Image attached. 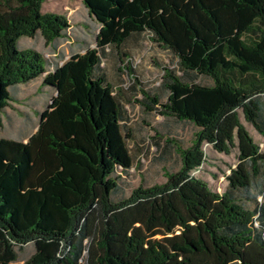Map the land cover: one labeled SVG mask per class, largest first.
Instances as JSON below:
<instances>
[{
	"label": "trees",
	"instance_id": "trees-1",
	"mask_svg": "<svg viewBox=\"0 0 264 264\" xmlns=\"http://www.w3.org/2000/svg\"><path fill=\"white\" fill-rule=\"evenodd\" d=\"M44 1L0 0V123L10 88L39 79L34 94L48 96L25 142L0 138V264H264V149L238 114L264 139V0H82L95 47L51 68L17 47L67 36ZM142 35L168 62L137 98L119 79ZM147 129L172 167L165 183L130 188ZM204 144L238 150L221 194L191 175Z\"/></svg>",
	"mask_w": 264,
	"mask_h": 264
},
{
	"label": "rangeland",
	"instance_id": "rangeland-1",
	"mask_svg": "<svg viewBox=\"0 0 264 264\" xmlns=\"http://www.w3.org/2000/svg\"><path fill=\"white\" fill-rule=\"evenodd\" d=\"M41 12L44 14L59 15L65 18L69 28L66 30V37L56 40L51 44H45L43 38L37 34L34 38L22 37L17 42L18 49L33 48L48 60V67L55 64L61 66L70 59L73 54H83L86 49L95 47L94 36L99 31L98 23L88 15L82 0H45L41 6ZM128 53L131 60L133 72L124 74L119 82L128 90V94L139 95V90L152 84L157 85L161 75L158 64H167L166 53L155 48L146 35L135 36L127 43ZM110 67L115 66V60L110 57L108 60ZM47 67V69H49ZM39 79L26 85L19 84L9 89L12 97L13 106L1 113L0 138L17 141H26L32 135L38 126L39 115L45 109V103L48 96L44 95L42 87L38 88V95H35L34 85ZM36 88V87H35ZM26 89V94L31 95L28 102L19 103L17 98L22 96L21 90ZM132 98V97H131ZM140 98V95L137 97ZM131 114L137 117V109L132 110L128 107ZM241 124L244 126L253 141L264 149V139L256 130L247 123L241 111H238ZM156 122H162V118L155 116ZM147 134H137L139 144H142L144 150L142 158L138 163V169L132 172L127 178L126 183L130 188L139 185L152 186L163 184L166 181L164 169H171L172 163L163 166L155 160L159 156V151L151 145L152 140H147V136L152 138L154 131L147 129ZM181 137V132L178 133ZM183 136L189 138L190 131L184 132ZM205 154L203 165L191 173L195 178L207 183L212 191L219 194L226 188L225 177L230 174V170L235 168L238 163V150L232 148L228 154L216 152L211 145L204 144L202 147ZM32 252L30 246H26L19 257L22 259L28 257Z\"/></svg>",
	"mask_w": 264,
	"mask_h": 264
},
{
	"label": "crops",
	"instance_id": "crops-1",
	"mask_svg": "<svg viewBox=\"0 0 264 264\" xmlns=\"http://www.w3.org/2000/svg\"><path fill=\"white\" fill-rule=\"evenodd\" d=\"M25 142V141H24Z\"/></svg>",
	"mask_w": 264,
	"mask_h": 264
}]
</instances>
